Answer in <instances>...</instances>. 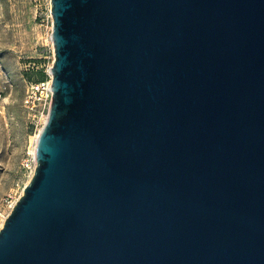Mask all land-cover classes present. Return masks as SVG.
<instances>
[{
  "label": "water",
  "instance_id": "95a60500",
  "mask_svg": "<svg viewBox=\"0 0 264 264\" xmlns=\"http://www.w3.org/2000/svg\"><path fill=\"white\" fill-rule=\"evenodd\" d=\"M54 99L0 264H264V0H52Z\"/></svg>",
  "mask_w": 264,
  "mask_h": 264
},
{
  "label": "rangeland",
  "instance_id": "374dc122",
  "mask_svg": "<svg viewBox=\"0 0 264 264\" xmlns=\"http://www.w3.org/2000/svg\"><path fill=\"white\" fill-rule=\"evenodd\" d=\"M53 27L52 0H0V231L38 165L42 126L32 125L24 100L54 66Z\"/></svg>",
  "mask_w": 264,
  "mask_h": 264
},
{
  "label": "built area",
  "instance_id": "2783aa9c",
  "mask_svg": "<svg viewBox=\"0 0 264 264\" xmlns=\"http://www.w3.org/2000/svg\"><path fill=\"white\" fill-rule=\"evenodd\" d=\"M51 70L47 74L46 80L30 84L24 100L32 125L35 127L42 126L40 133L49 119L54 99L53 74Z\"/></svg>",
  "mask_w": 264,
  "mask_h": 264
},
{
  "label": "trees",
  "instance_id": "16d2710c",
  "mask_svg": "<svg viewBox=\"0 0 264 264\" xmlns=\"http://www.w3.org/2000/svg\"><path fill=\"white\" fill-rule=\"evenodd\" d=\"M43 77L45 78V75H44ZM44 78H43V79H44ZM37 82H40V81H37Z\"/></svg>",
  "mask_w": 264,
  "mask_h": 264
}]
</instances>
